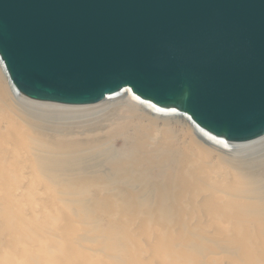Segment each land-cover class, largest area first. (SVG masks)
I'll return each instance as SVG.
<instances>
[{
	"label": "bare ground",
	"instance_id": "obj_1",
	"mask_svg": "<svg viewBox=\"0 0 264 264\" xmlns=\"http://www.w3.org/2000/svg\"><path fill=\"white\" fill-rule=\"evenodd\" d=\"M0 264H264V134L218 139L130 90L29 99L0 61Z\"/></svg>",
	"mask_w": 264,
	"mask_h": 264
},
{
	"label": "water",
	"instance_id": "obj_2",
	"mask_svg": "<svg viewBox=\"0 0 264 264\" xmlns=\"http://www.w3.org/2000/svg\"><path fill=\"white\" fill-rule=\"evenodd\" d=\"M0 61L29 99L130 90L218 139L264 134V0H0Z\"/></svg>",
	"mask_w": 264,
	"mask_h": 264
},
{
	"label": "rangeland",
	"instance_id": "obj_3",
	"mask_svg": "<svg viewBox=\"0 0 264 264\" xmlns=\"http://www.w3.org/2000/svg\"><path fill=\"white\" fill-rule=\"evenodd\" d=\"M99 102H100V101H99ZM99 102H96V103H99ZM92 104H95V103H92ZM143 116H145V115H143ZM118 145H120V143H119Z\"/></svg>",
	"mask_w": 264,
	"mask_h": 264
}]
</instances>
